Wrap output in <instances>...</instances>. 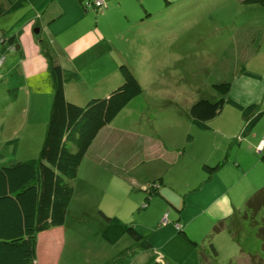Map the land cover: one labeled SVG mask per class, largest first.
Wrapping results in <instances>:
<instances>
[{
	"label": "crops",
	"instance_id": "1",
	"mask_svg": "<svg viewBox=\"0 0 264 264\" xmlns=\"http://www.w3.org/2000/svg\"><path fill=\"white\" fill-rule=\"evenodd\" d=\"M104 1L106 7L99 10L101 13L97 9H86L83 0H20L7 11L12 13L26 2L33 12L27 16V22L18 29L17 35L7 37V42L2 37L0 56L6 54L10 42H14L11 44L15 47L10 48L19 51L15 66L19 68L20 82L26 83V86L21 85L27 88L21 93L29 94V104H35L33 114L38 116L33 117L40 120L39 126L34 127V134L39 131L41 145L45 143L52 115L55 93L53 64L60 65L64 71L66 96L70 102L85 106L93 99L107 98L124 83L120 68L125 65L126 58L118 44L119 36L124 40L132 34L128 26L167 12L173 6L169 4L177 1V4L186 1V9L191 4H201L200 0ZM162 4L165 8L157 7ZM0 14H3V9H0ZM36 29L40 32L36 33ZM243 37L242 43L247 46L239 50L242 64L234 73V81L226 80L232 82L230 99L240 106L257 104L264 112V55H261V45L257 43H252L255 44L254 51L249 50L247 36ZM244 58L258 60V66L251 69L250 61L244 62ZM12 68L13 65L8 69ZM242 69L257 75L244 74ZM138 98L124 109L127 113L126 131L111 126L122 121L123 110L100 131L89 148L76 179L70 208L77 202L84 205L86 215L92 212L110 214L112 206L107 199L112 195L111 189L116 182L112 178L119 177L116 186L122 190L118 191L127 192V198H135L126 204V213L131 214L128 221L149 245L146 248L134 240V246L141 245L146 252L138 257L129 256L132 262L128 263L158 262L162 256L166 261L181 253H176L177 247L191 248L192 245L200 247L201 251L208 253L207 256L217 258L215 256L222 252L220 244L230 249L248 244L253 228L243 230L248 218L247 203L259 192L264 180V150L258 151L264 140V116L249 128L251 118L244 115L239 106L227 102L222 112L209 122L208 128L198 127L190 115L184 120L176 119L175 123L165 124L153 116L159 106L151 100L154 105L143 108L136 122L131 123L133 114L128 109ZM168 115L166 112L162 118ZM140 123L146 124L140 127ZM170 134L179 137L178 140L170 139ZM21 143V139H12L2 150L9 146L16 157ZM5 158L0 152V159ZM88 159L92 161L93 168L90 176L81 178ZM100 167L112 176L99 175ZM109 181L110 187L104 189L102 185ZM152 185L156 187L151 191ZM118 191L117 196L120 195ZM102 198L108 207L97 211L101 208ZM63 227L41 233L46 238L44 240L40 236L37 264L61 263L66 243ZM127 234L131 236L129 232ZM209 244L212 250L205 247ZM201 251H198L199 256L208 259ZM190 252L196 255V252ZM117 254L115 258H106L104 264L126 256L121 252ZM129 257H125L123 264Z\"/></svg>",
	"mask_w": 264,
	"mask_h": 264
},
{
	"label": "rangeland",
	"instance_id": "2",
	"mask_svg": "<svg viewBox=\"0 0 264 264\" xmlns=\"http://www.w3.org/2000/svg\"><path fill=\"white\" fill-rule=\"evenodd\" d=\"M18 1L20 0H0V9H3V14H0V42L3 41L1 37L17 35L18 29L27 22V16L33 13L31 6L26 2L19 5L12 13L7 12ZM177 2L169 4L173 6L155 18L153 16L152 19L144 22L138 20L131 27L128 26L129 33L132 34H128L124 40L119 36L118 47L125 55V65L133 71L144 90L143 95L133 103L134 106L130 105L128 109L133 114L131 123L136 122L143 108L154 105L151 100L159 106V110L153 116L164 121L165 124L175 123L176 119H186V116L190 115L191 107L201 99L217 100L216 96L219 92L214 85L226 80L234 81V73L242 64L239 50L247 46L242 43L243 36H247L249 50L254 51L255 44H252L254 42L261 45L260 53L264 55V8L260 3L247 0H200L201 4L197 6L188 3L186 9V1L179 4ZM157 7L165 8L163 4ZM18 54L17 49L8 46L6 54L0 56V59L4 58L3 64L7 60L0 70V152L6 156L4 160L0 159V166L16 163L17 159L38 161L44 147L41 145L39 131L34 134V127L39 126L40 120L33 117L38 116L33 114V110H36L35 104H29V94L21 93L27 88H23L22 85L26 86V83L20 82L19 68L15 66V58ZM246 61H250L251 69L258 66V60L244 58V62ZM12 65L13 68L9 70ZM166 112H169V117L162 118ZM126 114L124 110L120 117L122 121L112 123L111 126L126 131ZM161 121H159L160 126ZM145 124L140 123V127ZM15 138L21 139L22 142L16 157L12 155L9 146L2 150L8 141ZM178 138L170 134V139L176 141ZM92 168V161L86 160L81 178L90 176ZM102 168H99V175L112 176L102 171ZM130 174L132 175V171ZM112 179L116 182L111 189L112 195L107 199L112 206L109 210L110 214L106 216L104 213L92 212L86 215L83 212L84 205H78L77 202H74L69 209L63 227L66 243L60 264H104L106 258L112 256L115 258L120 252L125 253L127 257H138L146 252L141 245L135 247L134 238L128 236L126 232L131 227V222L128 221L131 214L126 213V204L129 205L128 200L135 198H127V192L126 194L120 192L122 189L116 186L119 177ZM110 182H105L102 187L108 189ZM73 185L76 187L77 180L73 181ZM124 188L123 190H126ZM263 189L264 180L259 191ZM116 191L119 196L116 195ZM100 205L101 208L97 211H103L108 207L103 198ZM251 215L255 223L253 225L249 223L251 219L248 215L243 229L253 228V233L247 239L248 244L232 249L220 244L219 248H222V252L221 255L215 256L217 258L207 256L208 253L201 251L200 247L192 245L191 248L177 247L176 253L178 251L181 253L175 254L174 258H167L166 261L162 256L158 262L143 260L138 261L137 264H264V240H262L264 210L253 212ZM108 216L113 217V220H108L110 219ZM40 236L45 240L46 235L40 234L38 242ZM226 236L229 237V234ZM205 247L212 250L210 244ZM190 251L196 252V255L194 256ZM198 251L203 252L208 259L199 256ZM126 256H119L111 264H123ZM130 257L126 259L125 264H133L128 263V261L132 262Z\"/></svg>",
	"mask_w": 264,
	"mask_h": 264
},
{
	"label": "trees",
	"instance_id": "3",
	"mask_svg": "<svg viewBox=\"0 0 264 264\" xmlns=\"http://www.w3.org/2000/svg\"><path fill=\"white\" fill-rule=\"evenodd\" d=\"M247 1L264 6V0ZM4 39L7 42L8 38ZM11 43L14 42H10L9 47H15ZM120 69L124 78L121 86L107 98L93 99L80 106L68 100L64 71L60 65L53 64L55 95L39 160L0 167V264H37L39 235L65 225L75 194L73 181L78 177L89 148L100 131L143 94L133 71L127 65ZM241 72L257 75L247 69ZM231 87V81L217 83L214 85L219 92L217 100L201 99L191 107L190 116L198 127L208 128L209 122L222 112L227 102L236 104L251 118L249 128L261 120L264 112L257 104L240 106L230 99ZM155 187L152 185L149 189L152 191ZM247 206L246 215H250L253 225L255 220L251 214L264 209V189L255 194ZM128 232L136 242L149 247L133 227ZM262 238L264 240V234Z\"/></svg>",
	"mask_w": 264,
	"mask_h": 264
},
{
	"label": "built area",
	"instance_id": "4",
	"mask_svg": "<svg viewBox=\"0 0 264 264\" xmlns=\"http://www.w3.org/2000/svg\"><path fill=\"white\" fill-rule=\"evenodd\" d=\"M83 4H84L86 9H88L87 6H93L94 9L95 10L97 9L98 11H99V9H103V8L106 7V4H105L104 0H86ZM3 62H4V58L0 59V69L3 66ZM263 150H264V140L258 146V151L259 152H262Z\"/></svg>",
	"mask_w": 264,
	"mask_h": 264
},
{
	"label": "water",
	"instance_id": "5",
	"mask_svg": "<svg viewBox=\"0 0 264 264\" xmlns=\"http://www.w3.org/2000/svg\"><path fill=\"white\" fill-rule=\"evenodd\" d=\"M35 32H36V33H39V32H40V29H36Z\"/></svg>",
	"mask_w": 264,
	"mask_h": 264
},
{
	"label": "clouds",
	"instance_id": "6",
	"mask_svg": "<svg viewBox=\"0 0 264 264\" xmlns=\"http://www.w3.org/2000/svg\"><path fill=\"white\" fill-rule=\"evenodd\" d=\"M3 65H4V64H3ZM1 69H2V68H1ZM1 69H0V70H1Z\"/></svg>",
	"mask_w": 264,
	"mask_h": 264
}]
</instances>
